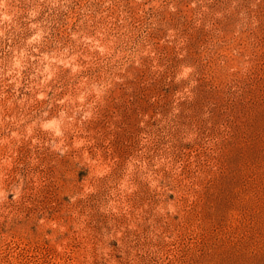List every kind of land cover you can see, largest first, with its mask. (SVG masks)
<instances>
[{"label":"rangeland","instance_id":"1","mask_svg":"<svg viewBox=\"0 0 264 264\" xmlns=\"http://www.w3.org/2000/svg\"><path fill=\"white\" fill-rule=\"evenodd\" d=\"M0 264H264V0H0Z\"/></svg>","mask_w":264,"mask_h":264}]
</instances>
